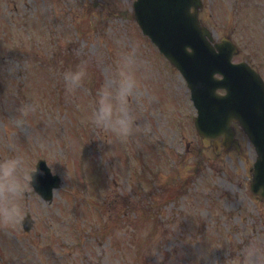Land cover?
I'll return each mask as SVG.
<instances>
[{
  "label": "rangeland",
  "instance_id": "rangeland-1",
  "mask_svg": "<svg viewBox=\"0 0 264 264\" xmlns=\"http://www.w3.org/2000/svg\"><path fill=\"white\" fill-rule=\"evenodd\" d=\"M204 2L264 78V0ZM133 3L0 0V164H18L0 264H264L253 144L238 127L239 153L202 145L186 80ZM40 158L62 177L51 202L30 184Z\"/></svg>",
  "mask_w": 264,
  "mask_h": 264
},
{
  "label": "water",
  "instance_id": "water-1",
  "mask_svg": "<svg viewBox=\"0 0 264 264\" xmlns=\"http://www.w3.org/2000/svg\"><path fill=\"white\" fill-rule=\"evenodd\" d=\"M200 5L201 0H136L135 16L144 33L187 78L198 107L195 125L204 144L214 139L216 151L221 143L226 148L235 145L239 149L233 122L240 123L249 135L258 153L251 185L263 198L264 80L247 62L232 63L237 49L229 39L216 43L217 50L214 49L211 32L198 19ZM216 72L223 74V78H216ZM218 87L225 88L226 95L216 92ZM31 175L35 189L51 200L53 189L61 184L60 176L52 174L43 159ZM24 225L30 228V216Z\"/></svg>",
  "mask_w": 264,
  "mask_h": 264
},
{
  "label": "clouds",
  "instance_id": "clouds-1",
  "mask_svg": "<svg viewBox=\"0 0 264 264\" xmlns=\"http://www.w3.org/2000/svg\"><path fill=\"white\" fill-rule=\"evenodd\" d=\"M67 78L70 79L73 82H79L82 73L81 72H75V73H67ZM121 129L124 132H127L128 125L124 121H120ZM17 161L12 159L5 161L3 164H0V175L3 176L4 183L3 185H0L2 187L5 195H12L15 194L18 190V182H17ZM29 175V173H28ZM15 214V209L6 210V215L8 217H12Z\"/></svg>",
  "mask_w": 264,
  "mask_h": 264
}]
</instances>
